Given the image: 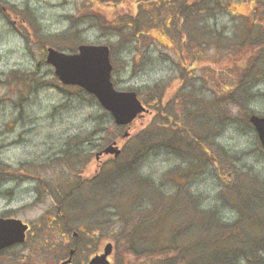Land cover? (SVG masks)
<instances>
[{"label": "rangeland", "instance_id": "rangeland-1", "mask_svg": "<svg viewBox=\"0 0 264 264\" xmlns=\"http://www.w3.org/2000/svg\"><path fill=\"white\" fill-rule=\"evenodd\" d=\"M181 1L146 0L137 12L135 0H0V216L18 217L30 224L27 235L33 232L24 243L0 250V264H59L73 244L71 264H85L106 241L113 243L110 261L136 264L140 256L128 251L124 234L149 209L157 215L172 200L184 203L173 211L171 224L182 218L176 234L185 232L186 244L199 241L203 218L212 216L213 224L229 225L234 247L243 244L237 264H264V149L248 121L251 112L264 114L263 59L239 102L213 100L206 107L231 78L232 91L237 89L252 52L264 55L257 50L264 42L251 45L243 39L247 27L264 28V0L194 1L189 16L178 13ZM131 15L137 18V34ZM180 15L184 19L177 28ZM79 43L109 45L113 85L135 90L151 111L129 127L117 126L93 95L61 83L45 61L46 46L72 52ZM191 50L202 52L200 60L190 55L184 63ZM182 65H191L184 74L193 80L186 77L174 94ZM165 85L162 105L169 101L175 107L168 120L155 114L160 104L150 101ZM188 93L197 96L204 114L179 108ZM199 131L205 139L195 141L201 144L195 150L188 133ZM172 133L178 141L171 140ZM113 139L122 146L116 163L127 175L75 188L79 176L97 172L95 150ZM110 166L114 163L105 168ZM63 196L61 210L71 230L57 217ZM134 204L133 218L124 216ZM168 220L163 215L145 232L153 236ZM157 255L187 264L176 249Z\"/></svg>", "mask_w": 264, "mask_h": 264}, {"label": "trees", "instance_id": "trees-1", "mask_svg": "<svg viewBox=\"0 0 264 264\" xmlns=\"http://www.w3.org/2000/svg\"><path fill=\"white\" fill-rule=\"evenodd\" d=\"M102 1H105L106 3H117V2H121L122 0H102ZM143 1H146V0H135V2H136L135 4H137V6H136L137 12L139 11L140 8H143L139 4ZM194 1L199 2V0H182L179 3L178 13L181 14V12H182V14L189 16V14H187V13L189 12L190 8L194 5H196V2H194ZM201 1L204 2L205 0H201ZM188 5L190 7L187 10H185L188 7ZM13 12H14L13 14H15L16 16L18 15V12H15V11H13ZM191 12H193V11H191ZM132 17H133V20L135 21L134 31L137 34L138 33L137 18L134 15ZM180 19H181V21L179 20L177 28L180 25V23L182 22V20L184 19V16H181ZM254 31H255L254 28L251 30L250 27H247V30H244L243 39L248 40L251 45H257V44L264 42V28H258L256 32H254ZM201 41H202V39L200 40V42ZM220 41L226 43L224 39H220ZM231 41L232 40H229L228 43H230ZM257 50L264 51V45L262 47H260V49H257ZM184 51H185V49L183 50V52ZM187 53H188V56L185 57L184 63L186 60H190L191 58H194L195 62L197 60H200V54L202 52L197 51V50L196 51L191 50L190 52H187ZM259 54H260V52H259ZM259 54L256 55L252 52L251 55L249 56V63L247 64V67H246L247 69L244 70L243 73L238 74L239 76L237 79V89L232 91V78H231V80L228 81L227 87L223 88V86H222L220 97L218 98L217 96L214 95L210 99V103H208V102L206 103V107L210 106V105H214L213 100H215L216 103L219 102L221 105H224L222 103H225L227 101L228 102L232 101V103L239 102V97L242 96V94H243L242 92L246 88L245 85L249 82L255 81L253 79L255 64L260 62L261 59H263V61H264V55L263 54L259 55ZM190 55H191V58H190ZM228 57H230V55H228ZM192 63H194V62H192ZM190 66L189 65H182L183 70H181L180 77L178 78L179 86L174 90V91H176L175 93H177V91L181 90V88L183 87V85H184L183 80L185 81L186 77L188 78V75H186L184 73H186L189 70ZM259 68H261V66ZM188 79L186 80L187 82L189 80H193L191 78L189 80ZM233 81H235V79ZM168 86L169 85H165L164 87H162L161 91L167 90ZM155 89H157V87ZM224 90H227L226 94H223ZM156 91L157 90H154V93ZM159 92H160V90H159ZM235 93H236V95H235ZM151 97H152V99L150 101H152L154 99H159V102H160V103L157 102L156 104H154V107H157L160 104V107L155 108V110H154L156 115L161 114L162 116H164L165 119L169 118L170 116L175 117V114L172 113V111H175V107L173 105H171V103L169 101H165L162 105L161 101L165 98L164 94L157 93V94L152 95ZM186 100H188V101L186 102V104H184ZM151 106L152 105H150V107ZM181 106L183 108L186 107L187 111H185V112H188L189 114L192 111L197 112L198 113L197 116L199 115V113H201V114L205 113V107L204 106L202 107L201 105H199V102L197 101V96L194 93L186 94L183 98L182 103H179V108H181ZM185 112H184V114H185ZM223 116L225 117L224 119L226 120L229 117V113H223ZM187 119L190 120V117H187ZM181 120L182 119H179L178 121L176 120L174 122L180 123ZM195 134L196 135L188 133V140L190 141L189 142L190 145H192V146L194 145L195 150H196L198 148H201L200 147L201 144H199L198 142L195 143V141L200 139L201 136L199 133L195 132ZM134 137H135V135H134ZM166 138H167V136H166ZM170 138H171V140L173 139V141L174 140L178 141V138L174 133H172ZM192 140H194V143L191 142ZM199 142H200V140H199ZM115 163H116V161L114 162V166L116 165L115 168H114V166H113V168H112V166H110L111 169L105 168L106 170L103 169V171H100L98 174H93V175H90L88 177H84L82 175H81V177L79 176V182L75 185V188H79L83 184H88V183H96L97 185H101L102 184L101 182H103V180H105V179H106L105 182L112 183V182H110V181H112V179L117 178V177L120 178L124 174L127 175V171H122L123 170V168H122L123 166H121L122 164L120 165L119 163H116V164ZM111 164L112 163H110L109 165H111ZM107 172H108V174H107ZM104 176H105V179H104ZM109 178H110V181H108ZM69 194L71 195L72 193L70 191L66 193L67 196ZM63 199H64V196L62 197V199L58 203L59 205L57 207V217L62 222L64 227H66V229L71 230L72 228L70 229L69 225H68L69 224L68 223L69 222L68 217L66 216L65 212L61 210V204H62ZM183 204H184L183 201L181 202L180 200H178L175 203V201L172 200L168 203V206L165 204L161 205L158 209L159 213L157 215H155V211L151 212V209H149L147 217L142 218V219L138 218L137 222L133 226H130V229L127 231L128 234H124V235H126L125 239H126V243L128 245V251L130 253H132V255L134 257L140 256V259L137 261L136 264H156L158 259H159V261H161V260L163 261L162 264H171V261H170L171 258H166V260L160 259L161 257L158 258L157 254H159V256H162V255H160L161 253H168L169 251L175 250V249H176L177 254H182L181 261L187 262V264H237L235 261V259H237V258H235V256H237L238 252L242 253L244 251V249L242 247L243 244L241 245V247H239L240 250L238 249V247H234L233 245L235 243L236 238H235V236L233 237V239L230 238L233 236V233L232 232L230 233V231L227 230L229 225L223 224L222 222L221 223L219 222L217 224H213L216 222H214V219L212 216L204 217L202 220V223H201L204 226L202 228L203 230H202L201 234H203V235L208 234V236L202 237L201 234H199V236H200L199 241L193 242L191 244V246L186 244V238L184 237L185 232H179L178 234H176L177 233L176 231L178 230L176 228V226H177L178 222H179V224L181 223L182 218H178V220L173 221V223L171 224V222L173 220L172 219V213L177 208H178L177 210H179L180 208H183V206H184ZM135 205L136 204H134L130 208H126L125 210H127V213L124 216H128V217L132 216V218H133L134 212L138 208ZM118 206L120 207L121 205L119 204ZM134 207H136V208H134ZM121 210H123V209H121ZM135 214H136V212H135ZM163 215H165L166 219H169L168 223L165 225V228H163L162 226H156V229L154 230L153 236L151 234L146 233L145 230L148 227L153 226L152 223L154 221H155L154 224H157L159 222V219H161V217ZM150 216H152V217H150ZM41 227L42 226L38 225L37 229L40 230ZM158 231H159V235L157 234ZM242 232H243V234H247L244 231H242ZM32 233H33L32 231L29 232L26 239L28 238L29 235H32ZM78 237L79 236H77V238ZM116 238H117V236H116ZM45 241H47L46 238H45ZM242 241H239L240 244L242 243ZM208 243H209V245H208L209 247L207 248L206 245ZM202 244H204V245L202 246ZM73 245L76 246V244H73ZM198 245H200L201 247ZM204 247H206V248H204ZM68 248L66 249V251H64V253H62L63 255H65L67 253ZM199 248H204V250H201ZM235 249H236V252H235ZM154 252H157V253L154 254ZM235 253H236V255H234ZM134 262H135V260H134ZM36 264H40V263L37 262Z\"/></svg>", "mask_w": 264, "mask_h": 264}, {"label": "water", "instance_id": "water-1", "mask_svg": "<svg viewBox=\"0 0 264 264\" xmlns=\"http://www.w3.org/2000/svg\"><path fill=\"white\" fill-rule=\"evenodd\" d=\"M46 63L53 67V72L63 84L77 85L94 95L100 105L110 113L116 125H128L137 116L148 109L143 105L134 90H119L111 81L112 64L109 46L106 44L80 43L77 51L67 53L52 46L46 47ZM250 123L254 126L264 148V115L252 113ZM129 133L126 131L123 136ZM118 156L121 148L113 140L100 153ZM28 224L17 217H0V250L13 244L23 243ZM73 236L77 231L72 232ZM113 244L107 241L100 252L89 258L86 264H114L109 260ZM75 253V247L68 249V254L59 264H69Z\"/></svg>", "mask_w": 264, "mask_h": 264}, {"label": "flooded vegetation", "instance_id": "flooded-vegetation-1", "mask_svg": "<svg viewBox=\"0 0 264 264\" xmlns=\"http://www.w3.org/2000/svg\"><path fill=\"white\" fill-rule=\"evenodd\" d=\"M262 71V70H261ZM255 74V73H254ZM256 76L257 75H259L258 73H256L255 74ZM157 92V91H156ZM176 91H173V93H175ZM158 93H160V94H162V93H164V94H167V91H162V92H159L158 91ZM152 102H153V104H156L158 101H157V99H154V100H152ZM200 139L202 138V140H204L205 139V135H203L202 133H200ZM201 141V140H200ZM103 148V147H102ZM102 148H99V149H97V150H95V153H94V157H95V160H96V164L97 165H95V168H96V170L97 171H103V169L106 167V166H108L110 163H114L115 161H117L118 160V157L117 158H112L111 156H109V155H111V154H109V153H102V154H99V155H96V153L98 152V151H100ZM203 150H204V148H203ZM105 156V157H104ZM104 157V158H103ZM217 164V161L215 162V165ZM220 176V175H219Z\"/></svg>", "mask_w": 264, "mask_h": 264}]
</instances>
